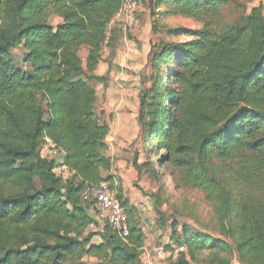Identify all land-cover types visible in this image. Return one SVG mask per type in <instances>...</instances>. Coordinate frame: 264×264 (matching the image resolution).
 I'll list each match as a JSON object with an SVG mask.
<instances>
[{"label": "trees", "instance_id": "trees-1", "mask_svg": "<svg viewBox=\"0 0 264 264\" xmlns=\"http://www.w3.org/2000/svg\"><path fill=\"white\" fill-rule=\"evenodd\" d=\"M224 5L151 2L153 12L165 8L158 15L202 25L170 30L189 41L152 46L129 162L136 188L143 178L158 186L143 195L153 199L161 229L171 220L162 210L166 176L179 189L202 192L212 209L219 238L187 226L179 233L172 218L165 250L187 247L178 264H201L206 251V264H235L234 255L236 264H264V0L231 23L223 20ZM121 6L0 0V264H144L148 234L111 174L110 128L96 113L97 86L109 79L95 72L105 46L115 54L122 33L110 28ZM16 48L24 52L21 66ZM47 139L65 153L70 178L57 177L55 162L42 157ZM101 182L128 214L126 240L108 225L91 229L93 211L81 196L87 184Z\"/></svg>", "mask_w": 264, "mask_h": 264}, {"label": "rangeland", "instance_id": "rangeland-1", "mask_svg": "<svg viewBox=\"0 0 264 264\" xmlns=\"http://www.w3.org/2000/svg\"><path fill=\"white\" fill-rule=\"evenodd\" d=\"M141 1H142V7L139 13L137 26L134 35L131 37L133 39H137V42L134 41L136 42V44L140 43L143 44V46L151 45V49H152L153 45H158L163 42L165 43L186 42L189 41L190 39L184 36L181 37L173 36L170 33V30H176L179 28H183L187 30H199L202 28V25L193 19H187L182 17L167 18L163 16L162 14L165 11V8L163 7L158 10L159 12L151 11L152 0H141ZM261 1L262 0H226V5H224L223 13H222L223 20L231 23L241 14L250 13L252 8L257 7L261 3ZM158 13H162V14L158 15ZM136 47H140V46L136 45ZM109 54L110 53L108 52V54L106 55L109 56ZM84 56H85V52L83 57ZM12 57L13 60L17 63V65L21 66L24 59V52L20 48L13 49ZM143 63H145V61H143ZM143 63L138 66L137 71L141 70V72L143 73V76L141 77V82L145 84V82L148 81V77L151 74V70L149 63H147L146 65L145 64L143 65ZM103 90H104V86L102 84L97 86V94L99 96L98 111H100V109L103 108L104 105L102 102H100L101 99L100 97H102ZM125 90H127V86ZM133 91H136V93H138L136 87L132 89L131 93H133ZM128 104H130L131 107L132 106L138 107L139 99L136 100L135 98H132L130 99ZM126 156L130 157L129 159H131L132 157L131 153L129 154V152ZM115 171L119 172L120 170L117 169ZM141 184H142L141 188L146 190V192L151 195L153 193L158 192V186L154 182L146 178L143 179ZM164 184H165V192L163 193L162 197L165 203L162 210L165 212V216L168 217V219H171L168 222L166 230L161 229L157 223L158 217L157 215H155L156 212L153 207L154 204L153 199H151L150 196H148V198H146L145 204H143L146 207L150 208L151 211L153 212L152 214L153 216L151 218L147 219L146 217V222L149 223V225L143 224V227L145 228L148 234V238L150 237L152 239L155 250L159 248H165V246L170 244V237H171L170 225L172 222V218L176 219L179 223V233H181L182 228L184 226H187L188 228H191L196 232H200L202 234H207L214 236L215 238H219L218 232L216 231L215 228L214 214L212 212L211 207L206 202L205 195L202 192L197 190L179 189L174 184L172 178H169L167 176L164 179ZM155 220H156V225H153ZM98 241L99 238L94 239V242H98ZM210 255H211L210 252L206 251L202 256H200L199 261L202 262L201 264H206L204 262L210 257ZM221 256L229 257V255H227L226 253H222ZM180 258L181 256L167 257L163 261V264H178ZM88 261L89 264H98V261L96 259H89ZM232 262L235 264L237 263L236 255H234V257L232 258Z\"/></svg>", "mask_w": 264, "mask_h": 264}, {"label": "crops", "instance_id": "crops-1", "mask_svg": "<svg viewBox=\"0 0 264 264\" xmlns=\"http://www.w3.org/2000/svg\"><path fill=\"white\" fill-rule=\"evenodd\" d=\"M119 19L117 15L110 29L116 26L114 23L119 21ZM135 29L128 36L123 33L121 34L113 57H111L110 54L107 56L106 54H108V52L106 54L103 53L102 62L98 66L95 74L100 77L108 76L109 80L108 86L104 87L102 97H100V102L104 104L100 111H98L99 96L97 94L96 113L110 128L107 143L109 145L108 157L114 161V169L111 174H115L117 179L120 180L122 188L124 189V194L130 199L131 204L139 208L142 225H149V223L146 222V217L147 219L151 218L153 212L150 208L143 205L148 196L143 195V192H146V190L141 188V191L135 187V171L129 164L133 159L134 151L137 147L140 128L138 124L139 105L138 107H131L128 102L132 98L136 100L139 99V94L142 90L141 77L143 73L141 70L137 71V68L143 61H145L143 65L148 63V56L151 49V45L143 46V44L140 43L136 44L137 39L131 38L134 35ZM136 45L140 46L141 49L140 47H136ZM84 52L85 56L83 57ZM81 56L82 60L86 62V49L83 50ZM126 86L127 90H125ZM134 87H136L138 93H136V91L131 93ZM49 142L50 140L47 139L41 150L42 157L47 159H51L48 149ZM128 152L129 154L131 153V159L126 156ZM141 158L142 161L143 156ZM117 169L120 171H115ZM71 176L72 173L69 172L64 179H68ZM141 183H139L140 187L142 185ZM94 216L93 213V219ZM153 225H156V220ZM95 230H97V228ZM154 250L152 239L149 237L146 241L144 259Z\"/></svg>", "mask_w": 264, "mask_h": 264}, {"label": "built area", "instance_id": "built-area-1", "mask_svg": "<svg viewBox=\"0 0 264 264\" xmlns=\"http://www.w3.org/2000/svg\"><path fill=\"white\" fill-rule=\"evenodd\" d=\"M141 0H122V6L118 13L119 21L114 23L124 35H130L137 26L138 15L141 11ZM107 43V42H106ZM105 46L103 53H107ZM51 160L55 162L53 170L57 177L65 178L70 172L65 164V153L59 149L53 142L48 144ZM82 200L91 206L94 213L95 223L91 225V229L109 226L112 230L119 233L123 239H127L130 234L128 214L123 208L117 192L111 188L108 182L99 184H87L83 193ZM187 252V247H173L172 252H167L165 248H159L149 254L144 260V264H163L167 257L178 256Z\"/></svg>", "mask_w": 264, "mask_h": 264}]
</instances>
